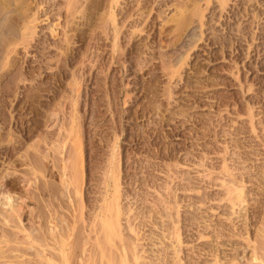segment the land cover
Instances as JSON below:
<instances>
[{
	"label": "rangeland",
	"instance_id": "rangeland-1",
	"mask_svg": "<svg viewBox=\"0 0 264 264\" xmlns=\"http://www.w3.org/2000/svg\"><path fill=\"white\" fill-rule=\"evenodd\" d=\"M70 1L0 0V203L5 187L15 185L24 227L51 236L45 253L61 257L56 264H110L111 246L107 259L98 255L89 228L112 164L123 238L143 256L135 261L130 252L125 264L177 262L161 223L171 215L182 220L183 264H264V0ZM74 107L83 119L79 195L65 189V154L73 149L72 139L65 144V120ZM233 176L246 197L234 207L225 188ZM169 191L178 203L162 209L157 202ZM78 199L84 220L71 232L66 259L65 241L55 236L65 234ZM196 213L204 218L190 227L185 218ZM222 223L226 234L216 239ZM203 225L207 236L199 238ZM33 245L14 253L5 247L0 264H45L37 255L43 246Z\"/></svg>",
	"mask_w": 264,
	"mask_h": 264
},
{
	"label": "bare ground",
	"instance_id": "bare-ground-1",
	"mask_svg": "<svg viewBox=\"0 0 264 264\" xmlns=\"http://www.w3.org/2000/svg\"><path fill=\"white\" fill-rule=\"evenodd\" d=\"M70 1V0H69ZM72 1V0H71ZM70 1V2H71ZM179 1V0H178ZM221 1V4H226L227 2H228V0H220ZM175 3V2H174ZM181 3V2H180ZM69 4V3H68ZM185 4V3H184ZM70 6H71V4H70ZM182 6V5H181ZM164 20V19H163ZM34 21V20H33ZM33 21H30L31 22V24L29 23V25H27L26 26V31H30V30H33ZM167 21V20H166ZM109 25V24H108ZM31 32H34V31H31ZM30 32V33H31ZM29 33V32H28ZM28 33H25V34H28ZM30 33H29V35H30ZM33 35V34H32ZM220 42V41H219ZM82 64V63H81ZM80 71V70H79ZM78 73V72H77ZM74 74V73H73ZM77 75V74H76ZM78 75H80V74H78ZM74 76V75H73ZM72 76V77H73ZM75 77H77V76H75ZM80 77V76H79ZM78 78V77H77ZM76 79V78H75ZM79 79V78H78ZM75 81V80H74ZM74 83V82H73ZM77 83V82H76ZM74 84V86H75V88H76V90H78L77 88H79V87H76V85L78 84ZM73 86V87H74ZM78 86V85H77ZM75 88H74V91H76L75 90ZM72 90V89H71ZM156 90V89H155ZM78 92V91H77ZM76 92V93H77ZM173 96V95H172ZM92 97V96H91ZM76 106V105H75ZM97 109V108H96ZM98 110V109H97ZM70 114V113H69ZM78 110H77V108L76 107H74V111H73V113L71 114V115H69V116H71L70 117V119L68 120V121H66L65 120V144H66V142L70 139H72V141H73V149H71L70 150V152L67 154V150L65 151L66 152V154H65V189H67V191H70V194H71V192L72 191H74V192H72V193H77V194H75V195H79V191H80V189H81V181H82V179H83V175H82V169H83V152H82V146H81V141H83L82 140V135L81 134H78L79 132L81 133V126H82V122H83V119L81 120V119H79L78 118ZM68 118V117H67ZM178 119V118H177ZM210 126V125H209ZM111 131V130H110ZM83 134V133H82ZM62 140V139H61ZM54 141V140H53ZM107 141V140H106ZM37 142V141H36ZM40 142V141H39ZM32 144V143H31ZM110 144V143H109ZM35 146V145H34ZM55 147V146H54ZM170 148V147H169ZM37 152V151H36ZM35 152V153H36ZM61 152V151H60ZM59 152V153H60ZM51 153V152H50ZM58 153V152H57ZM91 153V152H90ZM38 154V153H37ZM25 157V156H24ZM30 157V156H29ZM59 157V156H58ZM61 158V157H60ZM119 158V157H118ZM28 159V158H27ZM176 159V158H175ZM35 161V160H34ZM118 162V161H117ZM112 163V162H111ZM176 163V162H175ZM37 164V163H36ZM118 165V164H117ZM112 167V164L110 165V168L108 169V174H107V179H106V181H105V189H104V196H103V202H102V204L100 205V207H99V209H98V211H96L95 212V216H94V222L92 223L93 225H91V229L89 228V231H90V233L91 232H95L96 233V237H95V241H97L96 243H98V245H96V246H98L97 248H99L98 249V251L99 252H97V254L98 253H100V256H105L106 255V252H109V247L108 248H106L108 245L109 246H111V251H110V253L111 254H109V255H106L107 257H110V258H108V260H109V262L108 263H113V261H114V264H115V262H116V264H117V261L115 260L116 259V257L117 258H119V257H121V259H122V261H118V264H119V262H121V264H125L126 262H129L128 260H127V258L128 257H130L131 258V256H127V255H129L130 254V252H131V255H134L135 256V258H132L133 260L135 259V261L136 260H138V258H141V257H143V256H141L140 257V252H139V248H138V250H137V246H139L137 243H135V245H136V247H135V245L134 246H131V245H128L129 243H127L125 240H124V238H123V228H122V224H121V216H122V214L124 213L123 212V210H124V208L121 206L122 205V202H121V189H120V182H119V173H118V171H116V170H114L113 168H111ZM174 169V168H173ZM57 170H58V168H57ZM233 170V169H232ZM228 174L227 175H234V173H232L231 172V170L230 169H228V172H227ZM188 175V174H187ZM249 176V175H248ZM106 177V176H105ZM187 177V176H186ZM186 177H184V178H186ZM232 177V176H231ZM235 176H233V178H232V180L230 179L229 180V182H227V184L225 183V185H226V187L225 188H227V192L230 194L229 196V198H227V200H229L230 202H231V204H233L232 205V207H234V206H236V205H240L242 202L244 203L245 202V200H246V197H245V195H244V185L243 184H239L240 182H238V180H236V177L234 178ZM188 178V177H187ZM190 178V177H189ZM201 179V178H200ZM32 180H30V182H31ZM189 181H193V180H191V178L190 179H188V182ZM188 183V186H190L189 184H191V186H192V183ZM244 182V181H243ZM10 185H11V182L9 183ZM51 184V183H50ZM187 184V183H186ZM205 184V183H204ZM9 185V186H10ZM59 185H60V183H59ZM8 186V185H7ZM5 187L6 189H4V192H6L5 193V195H4V200L2 201V203H0V205L2 204V207H0V221H2L1 222V226L3 227V225L2 224H4V227L2 228V227H0V228H2V229H5V228H7V230H6V233H4L5 231L4 230H2V236H0V237H2L3 238V240H2V238H0V240H2V241H0V243H1V249H0V253H5V252H7L6 251V249H5V247L8 249V250H11L12 252L13 251H15L16 252V250L19 252V251H21L22 249L20 248V246L22 245V243H23V245H25V244H30L31 246L33 245V243H34V245H35V243H38V245H41V246H43V249H42V251H39L38 253H37V255H38V258H39V256H40V259L41 260H43L44 262L46 261V263L45 264H48V263H50V264H56V262H58L57 261V259L58 258H61V257H57V258H55L54 256H56L57 254L56 253H58L60 250L58 249V251L56 252V251H53L56 255H53V257L52 256H47V254L45 253V250L47 251V249L48 248H51V244H50V242H48L49 241V239L47 240V238L50 236L47 232H46V234H48L47 236V238H46V236L45 235H41V233H38V235H40L41 236V238H40V236L37 238V236L38 235H36L37 234V232H36V234H34V235H32L33 234V230L32 231H30V232H28L27 230H26V228L24 227V225H23V223H22V214H21V212L22 211H20L22 208H23V206H22V208L20 209V205H22V204H17L18 203V199L16 200L15 199V197H14V195H15V193H14V190L16 189V186L15 185H12V187ZM35 187V186H34ZM46 187V186H45ZM70 187H72L71 189H70ZM193 187H195V186H193ZM202 187V186H201ZM1 188L3 189V187L1 186ZM0 188V189H1ZM26 188V187H25ZM39 188V187H38ZM188 187H184V189H187ZM41 189V188H40ZM176 190L175 188H172V190ZM189 189V188H188ZM18 190V189H17ZM23 190V189H22ZM113 190V191H112ZM192 190H193V188H192ZM226 190V189H225ZM1 191V190H0ZM13 191V192H12ZM42 191V190H41ZM175 192V191H174ZM14 193V194H13ZM19 193V192H18ZM23 193V192H22ZM67 193V192H66ZM171 193H173V192H171V191H169V195L171 194ZM195 193V192H194ZM206 193V192H205ZM226 193V192H225ZM246 193V192H245ZM148 194V193H147ZM177 194V191H176V193L174 194V195H176ZM204 194V193H203ZM24 195V194H23ZM29 195V194H28ZM73 195V194H72ZM165 195H167V194H165ZM192 195V194H191ZM226 195H228V194H226ZM16 196V195H15ZM35 196V195H34ZM69 196V195H68ZM74 196V195H73ZM171 196L172 195H170V196H166V198L164 199L163 198V200H159L160 202H157V204L159 205V204H161V203H169V204H171V203H175V202H177L178 203V201H176V199H177V197H176V199H174V198H171ZM177 196V195H176ZM201 196H202V194H201ZM201 196H200V198H201ZM18 197V196H17ZM32 197V196H31ZM175 197V196H174ZM72 198V197H71ZM102 198V197H101ZM203 198V197H202ZM21 199V198H20ZM74 199V198H73ZM88 199V198H87ZM160 199V198H159ZM77 200V199H76ZM226 200V199H225ZM226 200V201H227ZM26 201V200H25ZM203 201V200H202ZM228 201V202H229ZM17 202V203H16ZM23 203H24V201H22ZM69 203V202H68ZM71 203V202H70ZM73 204H74V202H73ZM146 204V203H145ZM156 204V205H157ZM84 204H83V200L82 199H78V204L76 203V206H75V208H74V212H73V214H72V216L70 217L71 219H69L70 220V222L68 223V228H66L65 227V234H62V236H61V238L59 237V235L57 236V237H59V238H57L56 239V236H55V240H57V242H59V241H61L62 240V242L63 241H65V245L63 244L62 245V247L64 246L65 247V251H64V253H63V255H65L64 257L67 259V256L66 255H69V256H71L70 254H68V250L70 249H68L67 247V245H69L70 243H71V241L70 240H72L71 239V237H72V233L74 232V229L76 228V226H77V228H78V225H77V223L78 222H81L82 220H84V211H83V206ZM192 205V204H191ZM162 206V204L160 205V207ZM187 206V205H186ZM157 207V206H156ZM163 207H164V209H165V207H167V205L165 206H162V209H163ZM158 209H159V207H157ZM72 209V208H71ZM152 210H155V209H152ZM168 210V209H167ZM160 211H161V208H160ZM163 211V210H162ZM170 211V210H169ZM39 212V211H38ZM150 212V211H149ZM238 212V211H237ZM32 213V212H31ZM53 213V212H52ZM87 213V212H86ZM156 213V212H155ZM233 213H236V211L235 212H233ZM165 214V213H164ZM174 214V213H173ZM52 215V214H51ZM153 215V214H152ZM162 215H163V212H162ZM44 216V215H43ZM54 216V215H53ZM125 216V215H124ZM156 216V215H155ZM164 217H165V215H163ZM168 216H170V214H168ZM202 216H204V215H202ZM202 216H200V215H198L197 213L196 214H193V216H191V215H188V216H186V220L188 221V225H190V227L191 226H194L195 224H197V225H199L200 224V221H201V219H203L202 218ZM41 217V216H40ZM138 217V216H137ZM180 217V216H179ZM233 216L231 215V216H229L228 217V219H230V221H234V218H232ZM48 218V217H47ZM177 217H175V215L174 216H170V221H166V223L164 224L163 222H161L162 224H163V226H166L167 228H164V229H167V231H168V235H166V237L171 241L172 240V245H173V249L175 250V253H176V255L178 256V260H176L177 262L176 263H174V264H183L182 263V261H183V258H181L180 257V252H181V248H179V247H182L181 246V244H183L184 243V240H183V235H182V233L183 232H181V231H179L180 230V226H177V223H178V221L180 222V220H177L176 219ZM45 219V218H44ZM44 219H43V221H44ZM56 219V218H55ZM66 219V218H65ZM126 219V218H125ZM135 219H136V217H135ZM135 219H132V218H129V220H128V223H129V227H130V230H132V229H134L133 230V232L136 230L134 227V224L136 225V223H134V220ZM183 219V218H182ZM232 219V220H231ZM47 220V219H46ZM45 220V221H46ZM51 220V219H50ZM54 220V219H53ZM156 220V219H155ZM154 220V221H155ZM166 220V219H165ZM236 220V219H235ZM37 221V220H36ZM143 221V220H142ZM158 221V220H157ZM163 221V220H162ZM182 221V220H181ZM48 222V221H47ZM159 222V221H158ZM48 223H53V222H48ZM161 223H159V224H161ZM219 223V222H218ZM236 223V222H235ZM6 224V225H5ZM38 224V223H37ZM43 224H44V222H43ZM138 224H142V223H138ZM158 224V225H159ZM8 225V226H7ZM127 225V224H126ZM145 225V224H144ZM208 225V224H207ZM45 226H46V224H45ZM217 226H219V228L217 227ZM217 226H216V229L215 230H217L215 233H216V235L215 234H212V236H214V237H216V239H218L219 237H221L222 235H223V233H225L226 234V232H224V231H226L225 229H227V225L225 226V224L224 223H222V224H217ZM12 229H10V228ZM56 227H57V225H56ZM137 227V226H136ZM160 227V226H159ZM161 227H162V225H161ZM33 228V227H32ZM43 228H44V225H43ZM43 228L41 229V231L43 230ZM48 228V227H47ZM52 228H53V226H52ZM61 228V227H60ZM80 228V227H79ZM139 228V227H138ZM204 228V229H203ZM212 228V227H211ZM229 228V227H228ZM261 228V227H260ZM264 228V227H263ZM8 229H10V231H8ZM28 229V228H27ZM34 229H36V228H34ZM38 229V228H37ZM50 229V228H49ZM56 229V228H55ZM201 229H203V231L202 232H200V235H199V238H205L206 236H207V231H208V229H209V227L208 226H204L203 225V227L201 228ZM214 229H211V231L213 230L214 231ZM44 230L46 231V229L44 228ZM51 230V229H50ZM49 230V231H50ZM52 230H54V229H52ZM83 230V229H82ZM163 230V229H162ZM207 230V231H206ZM231 229H229V231H230ZM233 230V229H232ZM7 231H8V234H7ZM38 231H39V229H38ZM45 231H44V233H45ZM57 231V230H56ZM60 231H62V230H60ZM59 231V232H60ZM124 231H125V229H124ZM153 231V230H152ZM210 231V230H209ZM210 231V232H211ZM24 232V234L27 232V234L26 235H24V236H27V237H19V234L21 233H23ZM34 232V233H35ZM51 232V231H50ZM70 232V233H69ZM72 232V233H71ZM85 232V231H84ZM138 232V231H137ZM166 232V231H165ZM30 233V234H29ZM51 233H53L54 234V232H51ZM62 233V232H61ZM76 233V232H75ZM123 233V234H122ZM230 233V232H229ZM237 233V232H236ZM141 234V233H140ZM154 234H155V230H154ZM23 235V234H22ZM52 235V234H51ZM55 235V234H54ZM75 235V234H74ZM79 235V234H78ZM89 235V234H88ZM127 235V234H126ZM138 235H139V233H138ZM143 235V234H142ZM156 235H157V233H156ZM261 235V234H260ZM259 235V236H260ZM36 236V240L34 239V237ZM43 236V237H42ZM85 236V235H84ZM198 236V235H197ZM229 236H231V235H229ZM31 237H32V240H30L31 239ZM51 237V236H50ZM90 237V236H89ZM116 237H118V239H120V243L123 245H121L120 243L119 244H117L118 243V240L116 241ZM134 237V236H133ZM162 237V236H161ZM262 237H264V236H262ZM78 238V237H77ZM76 238V239H77ZM81 238V237H80ZM85 238V237H84ZM126 238V237H125ZM142 238V237H141ZM150 238V237H149ZM140 239V238H139ZM138 239V240H139ZM144 239V238H143ZM51 240H53V239H51ZM54 240V241H55ZM74 240V239H73ZM72 240V241H73ZM84 240V239H83ZM89 240V239H88ZM153 240H154V238H153ZM161 240H162V238H161ZM207 240V239H206ZM209 240V239H208ZM38 241H43L44 243L42 244V242H41V244H40V242H38ZM51 242V243H55V242ZM94 241V242H95ZM135 241V240H134ZM74 242V241H73ZM75 242H77V241H75ZM115 242H117V243H115ZM129 242H131V241H129ZM156 242H158V241H156ZM165 242H167V241H165ZM16 243H18V245H19V243H20V245H19V247L17 248V244ZM25 243V244H24ZM61 243V242H60ZM164 243V242H163ZM169 243V242H168ZM218 243V242H217ZM15 244V245H14ZM57 244V243H56ZM73 243H71L70 245H72ZM77 244V243H76ZM95 244V243H94ZM108 244V245H107ZM117 244V246L119 247V248H121V249H119V248H117V249H115L116 247H115V245ZM142 244V243H141ZM206 244V243H205ZM205 244H204V246H205ZM14 245V250L11 248L12 246ZM33 245V246H34ZM53 245H55V244H53ZM52 245V246H53ZM58 245V244H57ZM61 245V244H60ZM59 245V246H60ZM70 245H69V247H70ZM87 245V244H86ZM120 245H121V247H120ZM147 245V244H146ZM158 245H160V244H158ZM261 245V244H260ZM15 246H16V248H15ZM106 246V247H105ZM262 246V245H261ZM54 247V246H53ZM52 247V249H54ZM61 247V246H60ZM59 247V248H60ZM73 247H75V246H72V248ZM104 247H105V249H104ZM135 247V248H134ZM159 247V246H158ZM209 247V246H208ZM21 250H20V249ZM25 248V247H24ZM68 250H67V249ZM71 248V249H72ZM172 248V247H171ZM31 249V248H30ZM77 249V248H76ZM95 249V248H94ZM108 251H107V250ZM114 249H115V251H116V253L118 252V255L119 256H114L115 254H114ZM134 251H133V250ZM161 251H162V248H159ZM168 249V248H167ZM170 249V248H169ZM183 249V248H182ZM216 249V248H215ZM49 250V249H48ZM56 250V249H55ZM121 252H120V251ZM164 250V249H163ZM11 251H9V253L11 252ZM23 251V250H22ZM27 251H29V246H28V249H27ZM50 252H52V250L50 249L49 250ZM63 251V250H62ZM62 251H61V253H62ZM70 251V250H69ZM73 251V250H72ZM86 251V250H85ZM106 251V252H105ZM168 251V250H167ZM213 251V250H212ZM215 251V250H214ZM11 252V253H12ZM35 252V251H34ZM33 252V253H34ZM67 252V253H66ZM94 252V251H93ZM120 252V253H119ZM138 252H139V254H138ZM157 252V251H156ZM164 252V251H163ZM257 252H258V250H257ZM14 253V252H13ZM23 252H21V254H22ZM35 253V254H36ZM53 253V254H54ZM60 252H59V254H61ZM70 253H72V252H70ZM96 253V252H95ZM129 253V254H128ZM133 253V254H132ZM145 253V252H144ZM151 253V252H150ZM255 253H256V251H255ZM259 253H260V251H259ZM20 254V255H21ZM29 253L27 252L26 253V255H28ZM32 254V253H31ZM49 254V253H48ZM96 254V255H97ZM108 254V253H107ZM112 254H114V255H112ZM169 254V253H168ZM217 253H215V255H216ZM261 254H263V253H261ZM2 254H0V256H1ZM3 255H5V254H3ZM13 255V254H12ZM11 255V256H12ZM17 255H19V254H17ZM17 255H16V257H17ZM19 255V256H20ZM37 255H36V257H37ZM72 255H74V253L72 254ZM99 255V254H98ZM97 255V256H98ZM117 255V254H116ZM161 255V254H160ZM257 255V254H256ZM76 256V255H75ZM89 256V255H88ZM92 254H91V257L89 258V259H91L92 258ZM95 256V255H94ZM93 256V257H94ZM106 256H105V258H106ZM220 257H221V255H219ZM218 256V254H217V256L216 257H219ZM8 257L10 258V256H7V257H5L6 259H8ZM13 257L15 258V256L13 255ZM13 257H11V258H13ZM23 257H24V254H23ZM26 257V256H25ZM33 257V256H32ZM101 258V257H99V258H101V259H104V258ZM113 257V258H112ZM133 257V256H132ZM145 257V256H144ZM237 257V256H236ZM260 257V256H259ZM258 257V255L257 256H255V260L256 259H258L259 258ZM1 259H2V257H0ZM5 258H3V259H5ZM55 258V259H54ZM71 258V257H70ZM68 258L69 260H76V259H74V256H73V258ZM88 258V257H87ZM115 258V259H114ZM129 258V259H130ZM157 258V257H156ZM30 259V258H29ZM33 259V258H32ZM31 259V260H32ZM36 259V258H35ZM65 259V260H66ZM86 259V258H85ZM98 259V258H97ZM107 259V258H106ZM105 259V260H106ZM120 259V258H119ZM174 259V258H173ZM261 259H262V257H261ZM10 260V259H9ZM15 260V259H14ZM13 259H12V262H10V264H13V261H14ZM17 260H18V258H17ZM27 260V259H26ZM59 260V259H58ZM92 260V259H91ZM91 260H90V262H91ZM99 260V259H98ZM107 260V261H108ZM131 260V259H130ZM133 260H131V261H133ZM191 260V259H190ZM221 260V259H220ZM4 261V260H3ZM23 261H25L24 259L21 261L22 263H23ZM36 261V260H35ZM60 261H63V259L62 260H60ZM68 260H66V262H67ZM78 261H80V260H78ZM87 261H88V259H87ZM94 261V260H93ZM102 262H106V261H103V260H101ZM216 261V260H215ZM262 261H264V259L262 260ZM15 262H17L18 263V261H15ZM33 262V261H32ZM42 262V261H41ZM81 262H82V260H81ZM90 262H89V264H90ZM139 262V261H138ZM153 262V261H152ZM169 262H170V260H169ZM191 262V261H190ZM194 262V261H193ZM214 262V261H213ZM212 262V263H213ZM27 263H29V262H27ZM35 263V262H34ZM59 263H61V262H59ZM70 262L68 261L67 263H65V264H69ZM72 263V262H71ZM70 263V264H71ZM93 263V262H92ZM97 263V262H96ZM149 263V262H148ZM154 263V262H153ZM260 263V262H259ZM24 264V263H23ZM25 264H26V262H25ZM31 264V263H30ZM41 264V263H40ZM74 264H75V262H74ZM128 264V263H127ZM155 264V263H154ZM158 264V263H157ZM208 264V263H207ZM260 264H263V263H260Z\"/></svg>",
	"mask_w": 264,
	"mask_h": 264
}]
</instances>
